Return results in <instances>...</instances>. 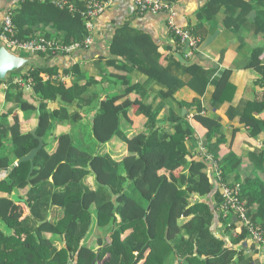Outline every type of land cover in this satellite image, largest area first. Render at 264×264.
Here are the masks:
<instances>
[{
	"label": "trees",
	"instance_id": "16d2710c",
	"mask_svg": "<svg viewBox=\"0 0 264 264\" xmlns=\"http://www.w3.org/2000/svg\"><path fill=\"white\" fill-rule=\"evenodd\" d=\"M69 1L82 7L80 0ZM259 2L264 6V0ZM209 7L214 8L211 13ZM226 7L240 9L246 17L251 12L250 3L245 0H208L197 12L198 20L208 21L212 14ZM14 12L12 20L21 39L32 38L26 18L34 15L43 17L48 26L60 32L66 44L81 41L86 35L85 21L79 13L60 10L51 0H24ZM174 42V47L165 48L169 52L165 66L163 53L150 35L127 24L117 28L109 45L112 57L107 67L125 74L115 76L122 81L124 93L115 98L102 97L98 106L97 92L89 93L97 80L81 74L76 65L61 70V75L73 78L67 84L42 81L40 74L59 75L55 67L32 69L28 73L34 80L30 94L23 92L12 79L8 83L0 82V86H7L5 103L12 105L0 116V150L9 149L0 155V169L7 172L0 184V192L6 194L0 197V222L6 231L0 230V264H97L102 261L104 264H251V258L234 247L247 238L245 232L225 226L223 233L230 232V245L213 232L215 220L218 224L226 220L220 212L222 200L218 190L212 195L213 185L205 162L195 160L188 151L187 140L194 135L193 127L186 116L173 112L166 117L162 114L163 105L179 90L187 87L203 96L210 81L199 67L180 64L174 54L183 56V52L178 41ZM263 52V48H257L252 53L253 59ZM255 70L260 75L256 84L262 87L261 96L247 102L239 118L250 128L252 137L264 126V121L249 112H264V65ZM133 71L147 76L143 85L127 81ZM185 76L190 78L187 82L180 78ZM230 76L231 71H224L212 80L211 108L231 103L235 88ZM147 90L155 94L150 104L145 103ZM131 94L137 97L119 102ZM155 100L161 105L153 107ZM55 102L57 108L52 107ZM94 105L90 138L101 145V150L119 139L126 147V155L120 160L102 151L88 153L80 146L87 144L82 140L81 127L86 126L81 125L82 111ZM177 105L189 109L184 102ZM132 107L136 108L133 112ZM18 112L36 114L35 132L44 140L31 172L29 163L15 166L11 160V156L21 159L38 145L34 136L22 132L14 116ZM201 112L198 106L193 120L207 129L209 142L215 139L219 146L222 141L218 138L219 123ZM130 113L141 121L136 133L128 136L123 133L121 123L133 124ZM9 116H13L11 123ZM227 117L235 119L232 109ZM64 123L71 126L69 134L55 136L57 126ZM75 130L79 132L74 133ZM215 159L221 161L223 181L233 186L236 176V182L232 183L229 176L239 165L237 157L231 153L220 159L217 154ZM260 163L264 164V157ZM89 177H93L94 188L87 183ZM248 181L245 179L240 185V199L247 202L252 196L257 210L252 213L247 203L248 217L264 226V192L258 195L264 185L254 179L257 188L250 191L246 186ZM26 188L30 213L17 220L15 213L19 205L11 200V195L15 190ZM93 228L103 233L97 236L95 249L82 244L93 235ZM44 234L62 238L65 247L57 249Z\"/></svg>",
	"mask_w": 264,
	"mask_h": 264
},
{
	"label": "crops",
	"instance_id": "0c3cea01",
	"mask_svg": "<svg viewBox=\"0 0 264 264\" xmlns=\"http://www.w3.org/2000/svg\"><path fill=\"white\" fill-rule=\"evenodd\" d=\"M24 0H0V27L2 25L4 16L9 12H16L20 9V5ZM42 1V0H35ZM250 3L251 12L249 15L243 16L240 9H234L232 7L222 8L219 12L212 14V18L208 21L198 20L197 12L205 6L208 0H177L173 2L172 12L174 13L173 22L174 25L180 29L189 30L195 37L199 39L197 50L194 51L191 56L186 57L187 51L179 44L180 50L183 52V58L185 59L186 66H197L205 74L208 75L210 81L206 87L203 96H199L189 88L184 87L179 90L172 99L166 101L163 105L162 114L164 117L170 113L180 114L181 117L186 116L190 125L193 127L194 135L187 140L188 151L194 155L195 160L203 161L206 164V171L209 174L210 181L213 185V192H217L215 181V166L205 157V154L201 152V148L205 150L207 154H210L214 161L216 156L223 159L226 155L235 154L239 161V165L235 169L233 175L229 176V180L242 185L247 182V188L250 191H254L257 188L256 181L258 180L264 185V164L260 163V160L264 157V126H261L260 133L252 137L250 134V128L246 126L245 122L241 119V115L244 113L247 102H252L261 96L262 87L258 86L256 82L260 79V75L256 72V67L264 65V52L257 59H253L252 53L257 48L264 49V6L260 3V0H245ZM213 7H209V11H213ZM14 12V13H15ZM43 17L34 15L33 17L26 18L31 26L33 33L32 37H45L51 35L49 38H63L60 32H57L51 26H48ZM226 23L229 25L227 26ZM127 24L131 28L144 32L151 36L155 44L159 47V51L163 53L162 64L167 65L165 57L169 52L165 51L166 47H174L176 39L169 28L167 27V14L157 13L152 14L146 12L139 14L133 6L132 0H111L105 11L95 20V33L93 37V44L85 50H80L73 53L70 56H31L33 58L45 60V68H57V73L61 75V70L69 69L72 66H77L81 74H87L89 77H94L97 80V84L89 89V93L97 92V106L102 97H119L124 93V86L121 80H117V77L125 76L121 72H115L112 68L107 67V61L111 59L109 52V45L112 40L115 30L123 25ZM235 24L239 25L236 28ZM255 29H258V33H255ZM177 40V39H176ZM178 41V40H177ZM181 52V53H182ZM175 55V54H174ZM32 69L25 72L14 73L13 77L25 76ZM231 71L229 78L231 84L234 86V94L231 103H223L222 105L211 108L209 106V100L213 92L212 80L219 78L222 72ZM57 75V74H54ZM52 75V76H54ZM66 77L65 84L71 83L73 78L68 75H62ZM12 77V78H13ZM10 77V79H12ZM184 82H187L189 76L180 77ZM147 80V76L139 74L137 71L129 73L127 81L132 85H143ZM7 86L4 84L0 86V116L7 113L11 109V104L7 105L4 101V92ZM264 91V88H263ZM25 93H32V91ZM155 94L147 90L146 104L152 103ZM137 95H128L123 100H134ZM186 103L189 109L179 107L177 104ZM52 105V104H51ZM161 105L159 100L153 102V107ZM55 102L52 107H56ZM200 106L202 114L205 117L217 121L220 125L219 139H222L221 144L218 146L215 139L209 142L207 135V129L193 120L196 114L197 107ZM96 107V105H95ZM91 110L84 109L82 112V122L88 121L92 123V118L96 109ZM133 108V107H132ZM136 108H133L135 111ZM235 113V119L230 120L227 117L229 110ZM251 115L264 121V112L258 114L254 110L249 111ZM88 117L86 115L90 114ZM14 116L20 123L22 132H31L36 130V114L24 115L22 113H15ZM130 119L133 124L128 125L126 122L121 123V129L123 133L132 135L136 133L137 126L141 119L133 117L130 113ZM13 121V116L8 118V122ZM71 126L69 124L58 125L55 131V136L63 134H69ZM48 140L47 142H51ZM44 142V140H43ZM9 142H7L8 144ZM210 148V149H209ZM8 148L0 150L2 155ZM216 152H213L212 150ZM9 150V149H8ZM7 150V151H8ZM102 153H108L113 159L120 160L126 155L125 145L118 139L106 144L102 148ZM113 153H110V152ZM13 165L16 166L18 160L11 156ZM221 165V161H216ZM236 176V181H235ZM7 172L0 169V184L6 179ZM254 179L256 181H254ZM87 183L94 188L95 183L93 177H89ZM234 183V184H236ZM264 187V186H263ZM28 188L23 190H15L12 195H16L22 202H17L19 205L15 213L17 220L29 215V209L26 202V194ZM264 192V188L260 190L258 195ZM11 195V196H12ZM264 195V194H262ZM6 194L0 192V197H4ZM256 197V195H255ZM246 203L249 204V209H252V213L257 210V204L253 205L252 196L248 197ZM15 203V202H14ZM53 212V210H52ZM55 214L58 212L54 210ZM249 212V210H248ZM52 214V213H51ZM51 218V215L49 216ZM224 224H218L215 220L213 225V232L216 236H222L230 245L228 240L230 232H224L225 226H233L234 231L238 232L240 223L236 220L234 215H229L225 218ZM260 225V224H258ZM93 235L89 236L86 241H83V245H88L89 248H96L97 236L101 235L100 231L93 228ZM0 230L6 232L3 223L0 222ZM44 237L53 241L57 249L65 247V242L60 237H53L50 234H44ZM108 241L110 238H108ZM238 251H241L245 257L251 258V264H264V254L260 247L250 241L248 238L241 240L237 246H234ZM97 264H104V261ZM177 264V262L175 263Z\"/></svg>",
	"mask_w": 264,
	"mask_h": 264
},
{
	"label": "built area",
	"instance_id": "2783aa9c",
	"mask_svg": "<svg viewBox=\"0 0 264 264\" xmlns=\"http://www.w3.org/2000/svg\"><path fill=\"white\" fill-rule=\"evenodd\" d=\"M43 1V0H42ZM111 0H80L82 7H77L69 0H51V4L60 10H67L70 13L78 12L84 19V27L86 35L81 41L66 44L63 38H45L32 37L29 40L18 38L17 30L13 23V13L9 12L4 16L0 27V43L11 52H25L31 56L39 55H61L70 56L73 53L88 49L93 44L95 33V20L105 11ZM135 10L139 14L150 12L152 14L166 13L167 27L171 34L178 40V43L187 51L186 57L197 50L199 39L195 37L189 30L180 29L174 25L172 12L173 2L171 0H132ZM42 81H59L65 84L66 77L62 75L50 76L48 74H40ZM12 82L22 91H32L34 85L33 78L27 74L12 78ZM205 157L215 166L216 188L221 197L220 212L224 218L234 215L238 223L239 230L246 233L247 238L256 243L264 254V226L253 223L248 217L247 203L242 201L241 186L234 184L228 186L222 179V173L219 164L214 161L210 154H207L203 148L200 149Z\"/></svg>",
	"mask_w": 264,
	"mask_h": 264
},
{
	"label": "water",
	"instance_id": "95a60500",
	"mask_svg": "<svg viewBox=\"0 0 264 264\" xmlns=\"http://www.w3.org/2000/svg\"><path fill=\"white\" fill-rule=\"evenodd\" d=\"M174 57L180 62V64L185 65L186 61L181 54L175 53ZM45 66H46L45 60L37 59L33 57H21L8 50L3 43H0V82L1 83H8L11 74L19 73V72L22 73L29 70L30 68L42 69L45 68ZM35 131L36 130H32L30 134L34 136L35 139L38 141L37 147L32 149L29 153H27L24 157H22L16 162V166H18L23 162L29 163L30 172L33 169L34 160L37 153L44 146L43 139L41 137H38ZM11 200L15 203L22 202V200L17 198L16 195H12Z\"/></svg>",
	"mask_w": 264,
	"mask_h": 264
},
{
	"label": "rangeland",
	"instance_id": "374dc122",
	"mask_svg": "<svg viewBox=\"0 0 264 264\" xmlns=\"http://www.w3.org/2000/svg\"><path fill=\"white\" fill-rule=\"evenodd\" d=\"M14 54H16V55H19V56H21V57H30L27 53H25V52H13ZM94 107H95V105L93 106V108H91V110H93L94 109ZM87 117H88V119H89V117L91 116V113L90 114H88V115H86ZM85 124L86 126H83V127H81V129H83V138H82V140L83 141H87V144H85V145H81L80 144V146L83 148V150L84 151H86V152H88V153H94V154H100V152H101V145H98L94 140H91V138H90V130H89V123H88V121L86 120V122L84 121V122H82L81 123V125L82 124ZM75 129H77V128H75ZM77 132H79V130H75V132L74 133H77ZM74 135V134H73ZM80 138L78 137V140H79ZM75 146H78V144L77 143H75ZM110 153H113L112 151L110 152ZM98 231V230H97ZM99 234H103L102 233V231L100 232V233H98V235ZM217 235V234H216ZM108 240V239H107Z\"/></svg>",
	"mask_w": 264,
	"mask_h": 264
}]
</instances>
